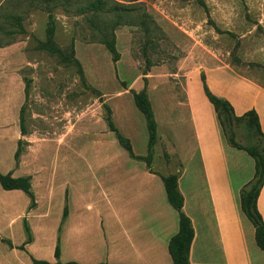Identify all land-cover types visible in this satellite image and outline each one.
Here are the masks:
<instances>
[{
  "label": "crops",
  "instance_id": "obj_1",
  "mask_svg": "<svg viewBox=\"0 0 264 264\" xmlns=\"http://www.w3.org/2000/svg\"><path fill=\"white\" fill-rule=\"evenodd\" d=\"M131 31H115L116 63L104 44L77 43L76 58L104 102L52 138L22 136L26 85L18 70L27 60L25 44L0 47V173L30 177L35 196L31 208L24 191L0 184V264H174L169 242L179 232V213L161 177L130 156L106 119L109 109L134 155L148 157L147 123L133 95L145 89L181 164L183 211L195 233L190 263L264 264L241 206L255 161L229 145L205 92L207 86L228 101L238 117L256 111L264 133V80L197 40L175 72L168 65L144 71L132 55ZM20 140L28 146L17 161ZM257 208L264 221V186Z\"/></svg>",
  "mask_w": 264,
  "mask_h": 264
},
{
  "label": "rangeland",
  "instance_id": "obj_2",
  "mask_svg": "<svg viewBox=\"0 0 264 264\" xmlns=\"http://www.w3.org/2000/svg\"><path fill=\"white\" fill-rule=\"evenodd\" d=\"M105 27L131 28L132 55L144 71L168 65L175 72L197 40L264 80V0H0V47L25 44L18 74L26 85V138L58 136L104 102L76 63L75 47L101 44ZM234 133L239 145L254 146L243 124ZM151 168L164 175L179 168L165 136Z\"/></svg>",
  "mask_w": 264,
  "mask_h": 264
},
{
  "label": "trees",
  "instance_id": "obj_3",
  "mask_svg": "<svg viewBox=\"0 0 264 264\" xmlns=\"http://www.w3.org/2000/svg\"><path fill=\"white\" fill-rule=\"evenodd\" d=\"M116 30V29H115ZM104 44L111 54L113 55V60L116 63L120 59V54L116 48V36L114 31H109L107 27L103 28L101 31ZM76 63L81 65V63L76 60ZM82 66V65H81ZM125 86V83H123ZM205 92L209 101L215 107V110L218 114L221 126L224 130L225 136L229 145L233 148L243 150L247 152L255 161V175L251 182L244 186L241 190V206L244 214L247 216L249 221L255 228L256 242L258 247L264 251V221L261 214L257 208V200L261 192L262 187L264 186V133L262 132L259 116L256 111L252 110L247 112L241 117L235 115L233 107L231 104L219 97L213 95L207 86H205ZM135 103L138 109L143 113L146 119L147 128L149 132V156L146 158L137 157L134 155L132 146L128 139H126L117 128L114 127L111 120V113L109 109H106L107 115L106 119L109 124L111 131L116 133L117 139L120 144L129 152L130 156L133 159L143 161L147 164L148 168L151 169V162L154 156V149L158 143L160 136L163 135L158 127V124L155 120L154 112L149 101V96L147 90H143L139 93L133 92ZM24 107L21 111V131L22 136L26 137L29 135L27 131L25 118H24ZM243 124L247 131L253 135L254 146L252 147H243L239 145L235 140L234 127L237 125ZM168 139V138H167ZM28 143L24 140H20L19 148L16 153V160L18 161L23 152L26 150ZM156 173V172H155ZM181 173V164L179 162L178 170L173 174H158L166 189L167 197L171 206L179 213L180 223H179V232L171 238L169 242V253L172 257L174 264H191L190 263V250L194 239V229L191 220L184 213V197L179 190V176ZM0 184L5 190H22L24 191L31 199V208L35 206V196L31 190V178H14L12 174H1L0 173ZM67 215V211L64 213V218ZM26 232H27V242L32 240L31 231L26 223ZM9 244V242H7ZM60 248L59 246L56 249L55 255L59 257ZM34 264H51L44 261H33ZM63 264V263H57ZM64 264H77L75 262L64 263Z\"/></svg>",
  "mask_w": 264,
  "mask_h": 264
}]
</instances>
